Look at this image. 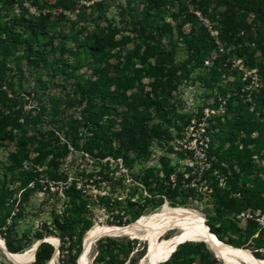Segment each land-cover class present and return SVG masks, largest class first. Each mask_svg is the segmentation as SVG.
I'll use <instances>...</instances> for the list:
<instances>
[{
    "label": "rangeland",
    "instance_id": "374dc122",
    "mask_svg": "<svg viewBox=\"0 0 264 264\" xmlns=\"http://www.w3.org/2000/svg\"><path fill=\"white\" fill-rule=\"evenodd\" d=\"M12 1L0 0V42L7 39L6 31H11L15 18L25 16L29 25L33 17L41 14L49 18L46 30L50 31L53 41L44 52L45 62L36 61L33 52L28 59L27 44L32 39V31L26 26L16 27L19 40L8 43V55L0 54V98L7 95L12 100L9 111L0 108V127L4 126L3 118L11 112L27 134L36 138V147H31L30 152L14 164L17 172H41L47 170L54 160L58 171L68 177L66 182L57 183L58 188L53 183L48 184L52 191H59L52 197L45 194L48 182H41L45 189L32 196L22 231L29 229L34 234L43 223L50 224L53 212H63V188L75 183L80 170L98 172L94 160L83 158L82 152L66 136L69 123L77 120L73 125L81 132L97 125L108 127L113 133L119 130L120 118L126 109L114 105L111 116H102L113 105L100 100L91 101L88 95L80 94V86L95 76V64L108 66L110 74L123 70L136 78L135 87L128 94L139 92L148 99L147 109L141 112L144 111L143 119L149 123V128H155V135L144 155L130 154L129 165L121 158L117 160L111 169L112 186L102 182L98 189L90 182L84 187L89 195L109 194L114 202L112 210L93 208L88 216L91 228L97 225L127 226L136 222L133 212L141 214L140 217L149 216L160 213L165 206L188 209L209 227L208 213L213 207L208 198L211 190L205 181L200 190L205 193L204 198L179 195L173 205L166 196L151 193L146 186L133 180L145 170H153L161 178L170 168L187 175L195 167L201 168V172L207 171L212 161H216L214 150L228 149V143L220 140L215 143L216 149L209 151L206 133L214 125L226 124L236 129L241 149L249 152L247 155L254 165L264 169V24L262 15L249 9L252 0ZM260 18L261 21L257 22ZM139 22L148 27L150 39L138 41L133 36L134 27L139 26ZM198 32L209 33L214 38L209 54L208 39L196 40L195 45L201 42L204 48L195 54L194 51L188 53V42L194 41ZM111 34H115L117 47L108 50V45L102 46L101 57L87 53L79 46L89 42L91 37L102 38ZM218 57L231 63L233 69L242 71L240 92L230 87L226 90V97L223 96L221 89L233 82L232 78H227L222 85L212 86L206 82L208 68ZM241 104L245 106L244 110H238ZM5 127L7 131L11 130L6 124ZM243 140L249 144L245 146ZM15 151V140L7 139L2 144V169L9 166L6 165L7 158ZM209 154L213 155L212 159ZM39 159L43 165H38ZM5 179L12 186L11 175ZM5 179L1 177L0 181ZM170 180L174 183L175 175ZM77 184L82 187L80 180ZM218 184L223 189L225 177L221 176ZM238 219L239 229L246 227L248 219H256L264 227V211L248 208L238 215ZM113 220L116 224H110ZM217 230L222 242L245 249L252 255L248 244L242 246L243 242L233 231H226L221 225ZM185 233V230L171 229L159 240ZM51 237L61 244L57 236L47 238ZM137 239L140 243L136 245V251L141 252L146 245L147 254L148 241ZM98 241L89 254L90 264H110L107 255H98ZM189 242L192 243L176 245L166 260L175 250L186 254L185 264H210V253L218 257L204 241ZM82 252L83 245L80 255ZM117 254L123 264H147L146 254L143 258L136 256L131 262L132 253ZM60 259L59 252L55 264H61ZM0 264H13L1 249Z\"/></svg>",
    "mask_w": 264,
    "mask_h": 264
},
{
    "label": "trees",
    "instance_id": "16d2710c",
    "mask_svg": "<svg viewBox=\"0 0 264 264\" xmlns=\"http://www.w3.org/2000/svg\"><path fill=\"white\" fill-rule=\"evenodd\" d=\"M13 3L12 0H9ZM253 12L262 15V23L264 24V1L252 0L249 3ZM49 18L41 14L33 17V21L27 24L25 16L15 18L11 25V31H6L7 39L0 42V54L8 55L9 42H17L20 34L16 33V27H29L32 31V39L28 42L27 58L31 59L33 52L34 59L38 62H45L44 52L53 38L48 28ZM261 18L257 20L260 22ZM133 36L138 41L150 39L148 27L139 22V26L134 27ZM55 34V32H54ZM208 39V54L213 48L214 38L211 34H203L198 32L195 40L188 42V53L194 51V54L200 49L201 42L195 45V41H206ZM108 45L110 49L116 48L115 34L105 35L101 37H91L89 42H85L79 46L84 47L87 53L101 57L102 46ZM107 46V47H108ZM196 46V50L194 48ZM80 48V47H79ZM95 76L80 86V94L88 95L91 101L100 100L109 102L110 109L106 110V114L102 116H111L114 111V105L126 109L121 115L119 130L115 133L111 132L108 127L98 126L88 128L87 131H79L78 127L73 124L77 122L71 121L66 129V136L72 144L82 152V157H88L97 164V173H88L86 169H82L75 177V183L67 184L63 188L65 201L64 210L61 214L52 213V221L48 225L47 222L38 227L36 232L32 234L31 230L22 231V223L26 221L28 213L27 206L36 192L45 189L41 185L42 181H47L45 194L48 197L57 195L59 191H52L49 183H53L57 187V183L66 182L68 177L64 172L57 169L54 160L47 166L44 171H30L25 173L17 172L15 163L22 159L30 152L31 147H36L35 137H31L21 127L19 120L11 112L3 118L4 126L0 127V147L7 140H15L16 151L7 158V166L1 168L0 178H7L11 175L12 186L5 179L0 181V236L5 241L9 252L16 254L22 253L30 246L47 238L48 236H57L60 239V263L61 264H79L80 252L82 250L83 240L86 233L92 227V222L88 219L94 207H102L112 210L114 202L112 196L108 195H89L85 190V186L89 183H95L98 189L101 188L102 182H107L108 186H112L113 178L110 176L114 164L119 158L123 163L128 164V158L131 153L144 155L151 146L152 139L155 135V128L150 129L149 123L143 119L141 110H146L148 99L139 92H131L129 90L135 87L136 78L123 70H117L110 74L108 66L95 64ZM232 78L234 81L229 82L221 89L224 97H226L230 87L240 92L243 86V73L239 69H233L232 64L218 57L212 60V65L208 68L206 82L208 85H222L227 79ZM229 85V86H227ZM231 89V88H230ZM7 95L0 98V108L10 110ZM72 107V104H68ZM242 104L238 110H244ZM105 113V112H103ZM6 126L11 130L7 131ZM238 131L226 124H218L212 126L206 133V141L209 151L216 149L215 143L223 140L228 143L227 150H214L216 161H212L207 171L201 172V168L195 167L193 172L188 171L176 173L174 168L166 170L163 174L164 178L155 175L153 170L142 171L141 174L135 176L133 182L140 183L151 192H157L166 196L173 205H176V197L179 195L185 197H195L199 195L204 198L205 193L200 191L203 182L208 183V189L211 190L210 204H212V212L208 213V225L211 233L216 234L219 239L221 235L217 230V226H223L226 231H233L243 242L242 246L248 244L253 256L257 259H264V227L260 225L256 219H248L244 229H239L238 215L252 208L254 211H264V169L254 165L250 155L246 150L241 149V143L238 140ZM245 146L249 143L243 140ZM209 159L213 155L209 154ZM43 158V157H42ZM38 165H43L42 159H39ZM104 161V162H103ZM1 163V162H0ZM100 168V169H99ZM4 170V171H3ZM3 171V172H2ZM175 175V182L172 183L170 178ZM225 177V187H219L220 177ZM81 181L82 187L79 188L77 182ZM155 184V187H154ZM174 185V188L172 187ZM52 186V187H54ZM200 187V188H199ZM58 188V187H57ZM134 220H138L141 214L133 212ZM141 218V217H140ZM110 224H116L111 221ZM129 236L119 238L105 237L98 241V255H107L110 264H123L119 260L117 252L129 254L132 253L130 262L139 256L143 258L146 254V245L141 252L136 251V245L139 244L138 239H128ZM134 238V237H131ZM171 238V237H170ZM192 242H186L185 244ZM184 244V245H185ZM78 247V249H77ZM148 252V251H147ZM55 253V246L51 243H42L35 255L33 264H48ZM186 254H181L180 250L175 251L171 258L164 264H185ZM212 262L210 264H222V260L215 258L210 253ZM97 260V259H96Z\"/></svg>",
    "mask_w": 264,
    "mask_h": 264
},
{
    "label": "bare ground",
    "instance_id": "6f19581e",
    "mask_svg": "<svg viewBox=\"0 0 264 264\" xmlns=\"http://www.w3.org/2000/svg\"><path fill=\"white\" fill-rule=\"evenodd\" d=\"M171 229L185 230L186 233L176 235L168 240H159L162 234ZM142 231L145 232L143 235L140 234ZM123 236L140 238L148 241V252L145 256L147 264H161L166 262L169 252L174 249L176 245L178 247L180 243L199 240L207 243L225 264H264V260L255 258L250 255L247 250L235 248L222 242L216 235L207 230L204 220L195 213L185 208H170L168 206H165L160 213L142 216L136 222L127 226H94L84 237L83 252L80 256L79 264H90L89 254L92 246L99 239L103 237ZM46 239L53 245H58V239L54 237ZM36 244L25 252L13 254L6 249L4 240L0 237V249L3 251L6 258L13 264L33 263ZM172 254L168 260L171 258ZM56 256L51 258L48 264H55Z\"/></svg>",
    "mask_w": 264,
    "mask_h": 264
},
{
    "label": "water",
    "instance_id": "95a60500",
    "mask_svg": "<svg viewBox=\"0 0 264 264\" xmlns=\"http://www.w3.org/2000/svg\"><path fill=\"white\" fill-rule=\"evenodd\" d=\"M205 225H206V223H205ZM206 227H207V230L210 231V228H209L207 225H206ZM136 239H137V238H136ZM44 242L51 243L48 239H43V240L37 242V244H36V248H35V255H36V251H37L38 247H39L42 243H44ZM4 244H5V241H4ZM51 244H52V243H51ZM59 246H60L59 243H58L57 246H55V253H54L53 257L56 256V254L59 253ZM5 247H6V244H5ZM6 249H7V247H6ZM250 253H251V252H250ZM251 254H252V253H251ZM252 255H253V254H252ZM53 257H52V258H53ZM34 262H35V257H34ZM34 262H33V263H34Z\"/></svg>",
    "mask_w": 264,
    "mask_h": 264
}]
</instances>
